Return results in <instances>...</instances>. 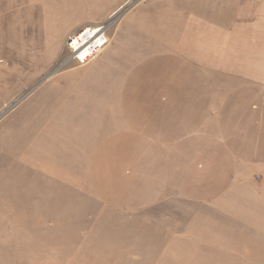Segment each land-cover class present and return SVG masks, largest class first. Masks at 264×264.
I'll list each match as a JSON object with an SVG mask.
<instances>
[{
	"label": "crops",
	"instance_id": "0c3cea01",
	"mask_svg": "<svg viewBox=\"0 0 264 264\" xmlns=\"http://www.w3.org/2000/svg\"><path fill=\"white\" fill-rule=\"evenodd\" d=\"M130 1L45 0V40ZM97 54L91 74L46 99L64 153L83 161L91 149L94 194L113 193L103 183L117 179L140 207L170 193L197 211L237 198L264 228V0H146Z\"/></svg>",
	"mask_w": 264,
	"mask_h": 264
},
{
	"label": "rangeland",
	"instance_id": "374dc122",
	"mask_svg": "<svg viewBox=\"0 0 264 264\" xmlns=\"http://www.w3.org/2000/svg\"><path fill=\"white\" fill-rule=\"evenodd\" d=\"M145 1L47 41L50 3L0 0V264H264L262 222L237 198L197 211L170 193L140 207L143 196L117 192V179L103 183L113 193L94 194L91 149L83 161L62 150L46 101L57 93L48 91L75 85L98 58L81 64L69 39L100 27L107 45L124 13Z\"/></svg>",
	"mask_w": 264,
	"mask_h": 264
},
{
	"label": "bare ground",
	"instance_id": "6f19581e",
	"mask_svg": "<svg viewBox=\"0 0 264 264\" xmlns=\"http://www.w3.org/2000/svg\"><path fill=\"white\" fill-rule=\"evenodd\" d=\"M85 29L76 35L72 47L76 52L75 58H77L78 60L86 61L89 59L88 57L93 54L92 52L95 47L100 44L101 41H99L97 36L101 33L102 30H98V28L96 27L93 29L86 27ZM104 45H102L101 48ZM100 49L96 50L95 52L98 53Z\"/></svg>",
	"mask_w": 264,
	"mask_h": 264
},
{
	"label": "built area",
	"instance_id": "2783aa9c",
	"mask_svg": "<svg viewBox=\"0 0 264 264\" xmlns=\"http://www.w3.org/2000/svg\"><path fill=\"white\" fill-rule=\"evenodd\" d=\"M96 28H98V30H103V28H100V27H96ZM93 29V28H92ZM86 30V29H85ZM75 37L76 36H73L72 38H70L69 39V41H68V47L73 51V47H72V44H73V41H74V39H75ZM97 38L99 39V41H101L100 42V44L97 46V47H95V49L93 50V54L90 56V57H88L89 59H91V58H93L97 53L95 52L96 50H99L100 48H101V46L102 45H104L105 44V42H106V40H108L106 37H105V34H104V32H101L98 36H97ZM94 55V56H93ZM75 59H77V58H75ZM88 59V60H89ZM78 60V59H77ZM88 60H78L81 64H84L85 62H87Z\"/></svg>",
	"mask_w": 264,
	"mask_h": 264
},
{
	"label": "water",
	"instance_id": "95a60500",
	"mask_svg": "<svg viewBox=\"0 0 264 264\" xmlns=\"http://www.w3.org/2000/svg\"><path fill=\"white\" fill-rule=\"evenodd\" d=\"M53 73H51L49 76H51Z\"/></svg>",
	"mask_w": 264,
	"mask_h": 264
}]
</instances>
